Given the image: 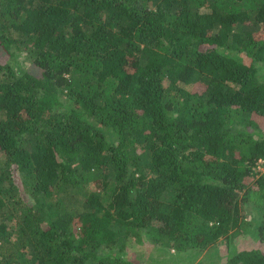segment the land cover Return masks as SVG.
I'll list each match as a JSON object with an SVG mask.
<instances>
[{
	"label": "trees",
	"instance_id": "obj_1",
	"mask_svg": "<svg viewBox=\"0 0 264 264\" xmlns=\"http://www.w3.org/2000/svg\"><path fill=\"white\" fill-rule=\"evenodd\" d=\"M197 258L264 264V0H0V264Z\"/></svg>",
	"mask_w": 264,
	"mask_h": 264
},
{
	"label": "rangeland",
	"instance_id": "obj_2",
	"mask_svg": "<svg viewBox=\"0 0 264 264\" xmlns=\"http://www.w3.org/2000/svg\"><path fill=\"white\" fill-rule=\"evenodd\" d=\"M135 244H136V242H135ZM203 256V254H201V256H199V258H201ZM199 258H197V259H195V260H192V261H184V260H182L181 261V264H200L201 263V260L199 259ZM205 261L206 262H209V261H211V259L209 258V257H207L206 259H205ZM213 262L214 261H217V258H215V259H213L212 260Z\"/></svg>",
	"mask_w": 264,
	"mask_h": 264
}]
</instances>
